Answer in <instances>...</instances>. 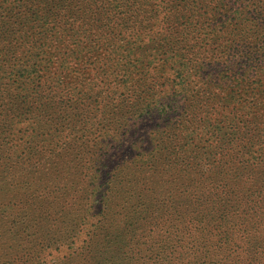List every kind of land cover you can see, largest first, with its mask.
Here are the masks:
<instances>
[{
	"label": "rangeland",
	"instance_id": "obj_1",
	"mask_svg": "<svg viewBox=\"0 0 264 264\" xmlns=\"http://www.w3.org/2000/svg\"><path fill=\"white\" fill-rule=\"evenodd\" d=\"M157 2L134 6L144 12L127 13L129 29L152 27ZM196 3L207 31L230 32L220 39L228 46L214 49L212 33L184 63L167 60L175 51L154 27L137 44L108 27L100 34L106 22H88L85 0H0V264H106L99 244L108 233L117 264H173L176 253L157 262L140 250L174 228L183 236L191 213L210 235L224 193L230 203L264 195V56L259 46H247L250 57L235 47L264 41V4L256 12L254 0ZM61 5L73 7L75 23L54 19ZM149 78L155 99L171 98L168 115H141L146 98L131 90ZM260 249L254 264H264Z\"/></svg>",
	"mask_w": 264,
	"mask_h": 264
},
{
	"label": "trees",
	"instance_id": "obj_2",
	"mask_svg": "<svg viewBox=\"0 0 264 264\" xmlns=\"http://www.w3.org/2000/svg\"><path fill=\"white\" fill-rule=\"evenodd\" d=\"M109 1L111 3L100 0H85V5L82 8L84 11L83 13L88 16V22L94 24V22L104 20L106 23L104 26H100L103 27L99 30L100 34H105L106 30L104 27H108L107 31L112 34L113 38L121 37V39L126 40L129 43L136 44L139 43L142 34L146 37L149 36L154 27V31L157 30L160 36L161 47L163 49L167 48L168 50L175 51V54L171 55V58H169V56L167 57L168 61L183 59L184 63H186V61L189 60L187 59L189 53L207 47V45H203L202 43L199 44L197 42L198 39L204 42V40L212 33H215L216 36L217 32L220 33L218 40L212 43L214 49L228 46L225 42L220 44V39L227 38L230 34L229 31H220V26H218V24L214 29L207 31L203 22L195 17L193 6L198 0H158L154 5L155 7L152 9V12H154L153 18L156 19L155 22L152 23L153 26L149 27V25L142 23L138 28H134V30H130L127 26V13L130 11L131 13H134L135 17H139L144 10L138 8L136 11L134 6L144 7L145 3L150 0ZM140 1L143 2V4ZM253 4H255V11L258 12L263 8L262 4H264V0H254ZM199 5V3H196V6ZM73 13V7H65L64 5H61L52 12V16L55 20H59L61 24H73L75 23L73 20ZM259 15H261V12H259ZM211 18H215L216 22L218 21V17L215 13L211 15ZM113 20H115V26L109 27L111 24L110 21ZM240 37L244 38L245 34H241ZM240 41H243V44L235 46L237 52L240 54H247L246 56L250 57L251 53L248 51L247 46L252 44L253 47L259 46L258 54L262 53L264 56V41L262 43H260V41H255V45L249 41ZM196 47L198 48L197 50ZM158 72H161V69H159ZM175 72L176 76H174L173 73L170 74V80L174 83L177 79H181L180 69H175ZM157 75H159V73ZM171 76H173V78ZM156 84H158L157 80L149 78V80H146L142 85L144 87L143 91H140L138 88L131 90L134 94L146 98L142 102L141 107V115L143 117H152L154 113L164 116L168 115L172 110L171 98L155 99ZM128 87V85H124L123 88ZM123 92L125 93V91ZM98 135H100V137L103 135L102 138H104L106 132L101 134L98 133ZM108 136L109 135H107V138ZM102 155L104 157L106 156L105 154ZM223 196L224 197H221L220 200V221L215 222L212 226L214 230L210 235H204L195 228V224H200L202 221L198 215L191 213L190 215H187V218L189 219H186L187 223L184 226L185 234H183V236L176 233L177 230L174 231V228L168 232L167 237L152 243H146L145 249H141L140 251L147 254L150 253L157 262L162 261L163 255L166 253H176L177 256L172 259L173 264H181L180 259L182 258H188V261L185 264H254L257 261H260L258 256L263 252L260 248L264 246V240L260 238L257 231L261 229L264 231V195L258 201H248L245 203L240 199H237L239 200L237 202L230 203L229 201H231L230 198L232 197L230 195L227 196L226 193H224ZM235 197L242 198V195L235 194ZM222 207H224L227 212H225V210L222 211ZM231 210L235 211L231 213ZM238 210H240L241 213H238ZM163 223V220L159 221L158 226ZM194 231H196V233H194ZM76 236L77 235L74 237ZM110 236L113 237V235L108 233L102 237L101 244L99 245L105 247L103 256L106 264H117L115 261L116 247L114 246V240L116 239L110 238ZM253 247H257L254 249V253H256L255 256L250 252L251 250L253 251ZM96 249L97 248H92L90 252H95ZM210 250H216L217 253H223L225 256L216 262L207 261V263H205V258L197 260L193 256L196 253L198 255H203ZM123 254L125 256L124 259L128 256L130 257L129 252L125 251ZM228 255L233 257L231 262H227ZM91 256H93V253ZM89 262H91V259Z\"/></svg>",
	"mask_w": 264,
	"mask_h": 264
}]
</instances>
